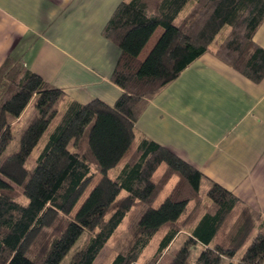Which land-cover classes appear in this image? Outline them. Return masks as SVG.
Wrapping results in <instances>:
<instances>
[{
	"label": "trees",
	"instance_id": "16d2710c",
	"mask_svg": "<svg viewBox=\"0 0 264 264\" xmlns=\"http://www.w3.org/2000/svg\"><path fill=\"white\" fill-rule=\"evenodd\" d=\"M263 24L264 0L124 1L103 31L121 52L114 105L65 100L8 60L0 70V264H94L139 210L107 264H162L182 233L169 264H264V214L216 182L204 192L202 172L137 129L150 103L205 55L261 83L264 49L254 38Z\"/></svg>",
	"mask_w": 264,
	"mask_h": 264
},
{
	"label": "crops",
	"instance_id": "0c3cea01",
	"mask_svg": "<svg viewBox=\"0 0 264 264\" xmlns=\"http://www.w3.org/2000/svg\"><path fill=\"white\" fill-rule=\"evenodd\" d=\"M129 0H0V70L23 64L80 104L114 105L121 52L103 31ZM254 41L264 49V24ZM242 203L264 213V80L256 84L212 55L191 65L137 123Z\"/></svg>",
	"mask_w": 264,
	"mask_h": 264
},
{
	"label": "rangeland",
	"instance_id": "374dc122",
	"mask_svg": "<svg viewBox=\"0 0 264 264\" xmlns=\"http://www.w3.org/2000/svg\"><path fill=\"white\" fill-rule=\"evenodd\" d=\"M159 34H157L151 41L150 43V47L149 49L156 43V40L158 38ZM149 51V50H148ZM143 58H145V55L142 56ZM60 106V104H59ZM58 106V107H59ZM35 111V110H34ZM34 113L30 112L28 115H26L25 119L23 120V123L20 124V128L21 131H25L27 129V127L29 126V124L31 123V121L34 118ZM49 139V136L44 137V139L42 140V142L40 143V149L36 150L34 155L37 157L40 153V151L43 149V147L45 146V144L47 143ZM18 147H19V138H17L11 145L10 148L8 150V154L10 153H14L18 151ZM117 172L116 171H112L111 176L114 177L115 174ZM214 183V181L209 180L205 183L203 190L204 192H206V190L208 189V187ZM174 184V183H172ZM87 195L80 201V203L78 204L76 210L74 211V213L77 212V210L79 209V207L81 206V204L84 202V200L86 199ZM142 210H139V212H136L137 214L135 215V213L130 214L126 217V219L124 220L123 224L121 225L119 232L117 234V238L113 241L114 243L108 245L104 251L100 254V256L98 257V259L96 260V262L94 264H107L108 260L110 258V256L115 253L118 252L121 247L125 244V242L129 239V237L131 236L136 223L140 217ZM264 214V213H263ZM223 237V236H221ZM185 240V234L182 233L180 235V237L178 238V240L175 242V244L173 245V247L171 248V251L167 254L166 258L163 260L162 264H169L173 255L176 254V252L182 247L183 243Z\"/></svg>",
	"mask_w": 264,
	"mask_h": 264
}]
</instances>
